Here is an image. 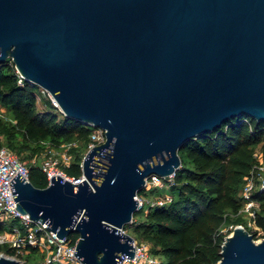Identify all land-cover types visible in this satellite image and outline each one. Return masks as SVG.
<instances>
[{
  "label": "water",
  "instance_id": "obj_1",
  "mask_svg": "<svg viewBox=\"0 0 264 264\" xmlns=\"http://www.w3.org/2000/svg\"><path fill=\"white\" fill-rule=\"evenodd\" d=\"M46 88L67 116L105 128L82 179L44 186L19 171L17 208L83 264L134 255L124 230L153 174L181 164L190 137L239 115L264 119V0H0V64ZM214 264H264V236L234 225ZM0 264H23L0 253Z\"/></svg>",
  "mask_w": 264,
  "mask_h": 264
},
{
  "label": "trees",
  "instance_id": "obj_2",
  "mask_svg": "<svg viewBox=\"0 0 264 264\" xmlns=\"http://www.w3.org/2000/svg\"><path fill=\"white\" fill-rule=\"evenodd\" d=\"M9 60L0 64V104L8 108L13 121L6 122L0 116V144L24 158L23 152H28V156L39 154L41 140L48 139L57 147L63 140L77 139L80 143L68 148L70 162L61 167L68 176L79 177L91 125L65 115L47 94L40 95L45 107L39 108V85L27 80L19 83L14 64ZM261 141L264 144V119L239 115L182 144L178 150L181 164L169 185L174 197L162 204L149 205L144 219L130 223L152 242L153 253L163 255L157 262L141 264L218 261L221 244L233 229L223 231L222 225L233 220L234 224L243 223L240 214L232 219L230 213H238L243 205L241 189L256 160L254 146ZM28 165L29 180L37 186L46 185L47 174L40 163L31 160ZM144 190L143 187L139 193ZM252 197L259 203L254 222L264 229V187L254 188ZM9 225L0 219V231ZM250 231L255 238L256 230ZM69 236L75 241L78 232L71 231ZM0 251L11 255L14 248L0 243Z\"/></svg>",
  "mask_w": 264,
  "mask_h": 264
},
{
  "label": "built area",
  "instance_id": "obj_3",
  "mask_svg": "<svg viewBox=\"0 0 264 264\" xmlns=\"http://www.w3.org/2000/svg\"><path fill=\"white\" fill-rule=\"evenodd\" d=\"M16 72L18 75V82L22 83L24 80L23 75L18 69H16ZM46 94L51 99L53 98L46 88L39 86L38 97L40 98V95ZM105 139V128L91 125L87 149L103 142ZM255 156L256 160L245 176V182L242 188L244 205L239 209V211L245 210L248 213L253 211L254 207L259 204L252 197L254 188L264 187V150L259 155L255 153ZM61 158L63 165L70 162L71 154L68 148L63 151ZM54 164L55 160L52 158V155H47V152H44L40 165L47 174L48 182L51 177L57 173L73 181H80L82 179V173L79 177L68 176L62 167L58 168ZM18 171L29 180V165L27 161L21 158L16 151L7 145L0 144V219L6 221L5 215L3 216L2 212L4 213L7 211L11 218L13 217L12 219L16 218L20 223L11 224L8 230L0 231V243H8L11 245L14 248V253L11 254V256L19 259L23 264H83V261L74 253L78 237L75 241H72L69 233L60 237L56 234V231L47 227L41 220H33L30 216L16 207L17 202L13 195L10 180ZM168 176L172 177L173 174ZM162 179L163 177L160 175L153 174L145 179L144 188H146L145 186L147 183L160 184L162 183ZM136 197L139 206H141L143 200L139 192L136 194ZM170 199L171 197L167 196V199H159L153 204H162ZM238 224L247 229L243 223ZM247 230L251 232L249 229ZM132 242L134 244V255L132 257L125 255L122 258L121 264H141L159 261L149 254L143 242H138L135 239H133ZM36 249L40 250V256L31 263H28V258L26 256L30 255L31 251ZM24 251L29 253L24 256Z\"/></svg>",
  "mask_w": 264,
  "mask_h": 264
},
{
  "label": "rangeland",
  "instance_id": "obj_4",
  "mask_svg": "<svg viewBox=\"0 0 264 264\" xmlns=\"http://www.w3.org/2000/svg\"><path fill=\"white\" fill-rule=\"evenodd\" d=\"M9 61H11V59ZM52 102L54 104L56 103L55 100H53V98H52ZM37 106L39 108L45 107L44 102L42 100H40L39 97L37 98ZM0 116L6 122H12L13 121L11 118L10 111L8 110L7 107H5L3 105L0 106ZM79 143H80V141H78L77 139H71V140L68 139V140H63L59 146L54 147L49 143L48 139H44V140L40 141V145L42 146V148H40L41 150H40L39 154L37 153V154H33L31 156H28L29 155V154H27L28 152H23L24 153L23 159L26 160L27 163L31 160L32 161L34 160L36 163H40L42 161V156H43L44 152H47V155L51 154L52 158L55 160L54 165L56 167L60 168L61 165H63L62 158H61L63 151L66 148H70L72 145H76V144L78 145ZM86 150L87 149H85V151ZM263 150H264V144L262 141L257 143L254 146V154L257 153L259 155ZM50 151H51V153H50ZM85 151H84V153H85ZM171 179H172L171 176H166V177H163L162 183H160V184H153V183H147L146 184V186H145L146 188H145L144 192L140 193V196L143 200V203L140 206V208H142V209L135 211V214H133V220L134 221L138 222V221L144 219L145 213L148 209V206L153 204L155 201H157L159 199H167V196H170L171 199L174 197V194L169 189V185L172 181ZM241 191H242V189H241ZM243 205H244V203H243ZM258 206H259V204L257 206H255L254 210L251 211L250 213L246 212L245 210L239 211L238 213H230L232 219H235L237 217V215L240 214V216H241L240 219L243 221V225L246 226V228L249 230H252V231L256 230L255 239H257V240L260 239L262 236H264V229L257 227L255 222H254V215H255L254 211L258 208ZM2 214H3V216L5 215V218H6L5 222L7 224H20L18 219H16V218L12 219L13 217L11 218V216L9 215V213L7 211L4 213L2 212ZM130 223H127L124 225V230L126 232H128L129 234H131L136 241L143 242L146 245V250L149 252V254L153 258H155L156 260L161 259L163 257V255H161L159 253H153L151 251V249L153 247L152 242L143 238L138 232H136ZM234 223H235V220H233L232 222L230 221V222L224 223L222 225L221 229L223 231H228L229 228H233L234 225H236ZM4 230H8V228L4 229ZM231 231L232 230H230V232ZM0 253L6 254L2 251H0ZM23 253L25 256L29 252L24 251ZM6 255H10V254H6ZM39 256H40V250L36 249L34 251H31V254L26 256V257L28 258V260H27L28 263H31L32 261H34V259L38 258Z\"/></svg>",
  "mask_w": 264,
  "mask_h": 264
}]
</instances>
